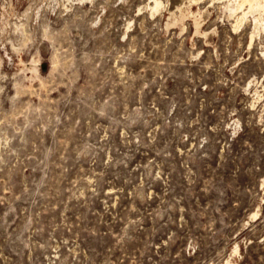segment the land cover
Returning a JSON list of instances; mask_svg holds the SVG:
<instances>
[{"label":"rangeland","instance_id":"rangeland-1","mask_svg":"<svg viewBox=\"0 0 264 264\" xmlns=\"http://www.w3.org/2000/svg\"><path fill=\"white\" fill-rule=\"evenodd\" d=\"M161 1L0 0V264H264V29Z\"/></svg>","mask_w":264,"mask_h":264},{"label":"bare ground","instance_id":"bare-ground-1","mask_svg":"<svg viewBox=\"0 0 264 264\" xmlns=\"http://www.w3.org/2000/svg\"><path fill=\"white\" fill-rule=\"evenodd\" d=\"M172 1L173 0H169V2H172ZM153 2H154V7H159V6L163 5V2L161 0H153ZM174 2H175V0H174ZM179 3L180 2H178V4ZM182 3L183 2H181V4ZM244 4H247L246 11L242 10V7ZM176 6H178V5L176 4ZM226 6H227L228 10L231 12V14H234V15H237L236 14L237 10H241V14L236 16V25L237 26H239V24L244 19L246 20V15L248 13H251L252 14V21H253V25H254V32H258L260 29H264V0H227ZM173 8H177V7H173ZM172 15H173V13H172ZM227 264H231V263L229 262Z\"/></svg>","mask_w":264,"mask_h":264}]
</instances>
